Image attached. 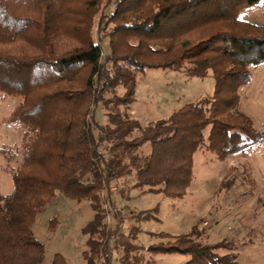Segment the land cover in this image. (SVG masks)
<instances>
[{"label":"trees","instance_id":"obj_1","mask_svg":"<svg viewBox=\"0 0 264 264\" xmlns=\"http://www.w3.org/2000/svg\"><path fill=\"white\" fill-rule=\"evenodd\" d=\"M101 1L0 0V91L20 97L9 120L22 132L18 148H1L9 152L7 161L19 154L20 163L9 169L13 190L0 194V264H43L44 247L31 226L56 189L96 209L110 179L135 171L137 186L180 197L206 126L211 144L224 154H246L264 143V129L238 110L235 94L249 81L250 68L264 62V23L243 20L239 12L264 7V0H115L103 18L111 25L104 57L91 34ZM185 65L188 75L211 73L209 98L144 126L120 110L134 100L137 72ZM119 86L124 92L117 95ZM108 91L114 95L107 97ZM98 103L105 124L90 120ZM146 142L150 151L142 156L138 149ZM96 210L82 228L88 234L83 255L86 264H110L113 232ZM199 237L193 226L147 250L189 254L186 264H239L237 254L216 251L220 242ZM141 260L124 254L120 264ZM51 264L66 263L55 254Z\"/></svg>","mask_w":264,"mask_h":264},{"label":"rangeland","instance_id":"obj_2","mask_svg":"<svg viewBox=\"0 0 264 264\" xmlns=\"http://www.w3.org/2000/svg\"><path fill=\"white\" fill-rule=\"evenodd\" d=\"M114 2L102 0L92 18V38L102 46L103 57L109 53L107 32L111 26H105L104 19L113 11ZM239 18L264 23V7L244 8ZM185 68L186 65L181 70L147 67L137 72L134 100L129 108L120 106V110L144 126L168 118L188 102L209 98L214 91L211 73L188 75ZM250 72L249 81L235 92L238 110L250 117L255 129L263 130L264 62L251 67ZM123 92L121 86L114 91L117 95ZM105 94L114 95L110 91ZM19 101V96L0 91V194L13 190L9 169L20 163L19 154L7 161L9 152H1V148L14 150L20 146L21 129L9 120ZM90 114L92 122L106 123L100 103L92 106ZM92 128L97 136L98 130L94 125ZM210 128L208 125L202 130V142L192 156L191 180L182 196H167L162 190L137 186L135 171L109 180L96 209L99 208L102 222L113 232L107 244L110 264H120L124 254L130 258L139 256L142 258L139 264L148 260L156 264H186L189 254L154 253L147 248L173 242L172 236L187 233L193 226L200 234L199 240L220 242L222 247L216 251L237 254L239 264H264V143L246 154H224L211 144ZM105 148L103 143L100 147L103 154H106ZM149 151L148 142L138 149L142 156ZM96 209L90 200H78L59 189L54 190L31 226L44 247L43 264H51L55 254L66 264H86L83 252L87 249L88 234L82 228L93 219Z\"/></svg>","mask_w":264,"mask_h":264}]
</instances>
